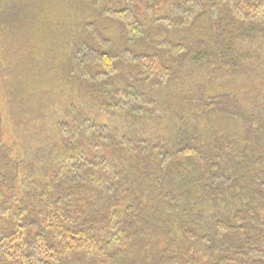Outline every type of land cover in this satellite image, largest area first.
<instances>
[{"label": "trees", "instance_id": "trees-1", "mask_svg": "<svg viewBox=\"0 0 264 264\" xmlns=\"http://www.w3.org/2000/svg\"><path fill=\"white\" fill-rule=\"evenodd\" d=\"M0 264H264V0H0Z\"/></svg>", "mask_w": 264, "mask_h": 264}, {"label": "rangeland", "instance_id": "rangeland-1", "mask_svg": "<svg viewBox=\"0 0 264 264\" xmlns=\"http://www.w3.org/2000/svg\"><path fill=\"white\" fill-rule=\"evenodd\" d=\"M104 25V24H103ZM103 25H101V26H103ZM201 76V75H200ZM187 77V76H186ZM199 77V74L197 75V74H195V75H193V80H198L197 78ZM201 77H203V76H201ZM219 81H221L220 79H217L216 80V82H219ZM197 82V81H196ZM53 89H57V87H53ZM58 93V92H57ZM51 94V96L53 95V96H55V97H47L48 99H49V101H50V103H49V106L50 105H52V106H54V107H56L55 105L56 104H54V103H56V102H58V101H60V98L59 97H56V95H54V94H52V93H50ZM24 98V102H26V100H27V98H29L27 95L25 96V97H23ZM31 100V99H30ZM74 100L78 103V105H80L81 103H80V101L76 98V97H73V99H72V101L74 102ZM94 108H96V107H94ZM56 111H58L59 109H58V106H57V108L55 109ZM54 112V111H53ZM95 113V112H94ZM93 112H92V114H94ZM54 114V116H52V119L53 120H56V119H58L59 118V115H56V114H58L57 112H54L53 113ZM29 133V132H28ZM27 133V134H28ZM17 137H19V140H23L24 141V137H22V135L21 136H17Z\"/></svg>", "mask_w": 264, "mask_h": 264}]
</instances>
